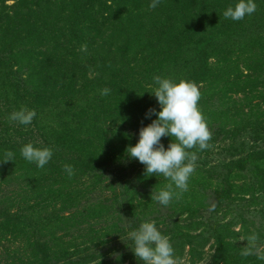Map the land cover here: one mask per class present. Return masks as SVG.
Here are the masks:
<instances>
[{
	"label": "trees",
	"instance_id": "trees-1",
	"mask_svg": "<svg viewBox=\"0 0 264 264\" xmlns=\"http://www.w3.org/2000/svg\"><path fill=\"white\" fill-rule=\"evenodd\" d=\"M235 2L162 0L151 9L150 0H0V155L15 154L0 162V264H141L128 250L115 262L112 250L96 254L162 209L151 195L169 181L146 176L125 152L155 119L145 112L159 111L151 94L156 75L190 80L201 93L211 139L205 150L189 151L205 157L230 142L222 148L229 158L223 173L213 178V167L198 161L159 231L171 242L189 241L209 189L215 211L246 196L253 204L264 193V106L252 104L264 100V0L243 20L225 19ZM103 88L109 94L100 95ZM228 93L241 95L236 104L225 101ZM21 107L34 109L35 118L13 122L6 134L4 121ZM28 142L52 148L44 168L20 157ZM161 142L167 147L170 138ZM222 220L212 228L211 263L264 264L244 254Z\"/></svg>",
	"mask_w": 264,
	"mask_h": 264
},
{
	"label": "clouds",
	"instance_id": "clouds-1",
	"mask_svg": "<svg viewBox=\"0 0 264 264\" xmlns=\"http://www.w3.org/2000/svg\"><path fill=\"white\" fill-rule=\"evenodd\" d=\"M162 0H150L149 8L155 9ZM255 0H236L233 5L223 11L225 19L243 20L256 11ZM82 52L86 45H81ZM110 89L103 88L100 95L109 94ZM152 95H154L159 111L150 108L145 112V119H155L138 130L135 145H129L125 152L129 158L135 159L144 166V174L162 176L169 181L164 188L151 195L161 206L167 207L173 199L188 190V181L195 171L196 153L191 149L203 151L209 147L211 132L206 120L198 108L200 91L195 83L186 79L173 80L160 75L152 78ZM36 116L34 109L21 107L12 111L8 119L19 125H30ZM162 137H169L167 147L161 142ZM20 157L37 168H44L53 156V150L48 146H36L25 143L19 149ZM15 161L12 151H4L0 162ZM64 172L69 178L74 175L71 165H64ZM214 207V206H213ZM211 210V209H210ZM132 242L130 248L141 264H174V249L167 235L159 231L153 220L142 221L134 230L127 232ZM255 236L249 237L255 241ZM257 258L264 260V254L256 250ZM245 255L250 254L245 250Z\"/></svg>",
	"mask_w": 264,
	"mask_h": 264
},
{
	"label": "rangeland",
	"instance_id": "rangeland-1",
	"mask_svg": "<svg viewBox=\"0 0 264 264\" xmlns=\"http://www.w3.org/2000/svg\"><path fill=\"white\" fill-rule=\"evenodd\" d=\"M12 1H8L7 4H11ZM259 89H261V86H257ZM229 95V96H228ZM227 98L225 101H229L228 105H231V103L234 100H237L238 97L241 95L239 93H228ZM214 98H218L217 95L214 96ZM224 100V99H223ZM254 103H261V106H264V100L259 98L252 99V104ZM233 104H236L233 102ZM19 125V124H18ZM5 127H10V132L6 133L10 135L13 133L15 125L13 121L5 120L4 121ZM230 142L228 140L222 141L219 143H216L212 148L209 150V154H207L205 157H197L195 164L200 163L202 160L205 161V164H207V169L209 170V167L211 168V176L213 178H216L220 175L222 171V160L227 161L229 158L226 154V152L222 148H226ZM200 161V162H198ZM127 162L124 161V166L126 167ZM215 171V172H214ZM9 181V180H8ZM7 181V182H8ZM13 182L11 181V184ZM7 183H3L2 186L5 187ZM117 185V191H120V186ZM12 189V187L6 188ZM105 196L110 195L111 196V190H106ZM255 196L257 197L255 202L251 204V202H248L247 196L241 200L238 199L237 201H234L233 203L227 205L224 204L220 207V211H215V208L213 205L215 204L214 196L211 194L210 189L207 191V198L204 199V203L202 206L198 207V211H196V217L193 218L194 220L198 221V224H195L196 228H192L190 230V233L193 235L189 237L188 240H175L172 241V246L174 249V264H212L211 263V255L213 253V230L212 228L215 227L214 223L218 221V219H223L222 222H227L229 224L230 229H232L234 232H237V234L234 235V242L242 248L243 251L248 250L250 251V256L257 257L256 250L259 249V253H264V193H255ZM206 200V201H205ZM159 209L158 214L153 212L152 214H146L142 217L141 220H153L158 224V229L162 228L164 224H161V221L159 220L160 217L162 218L163 215L168 214L169 210L165 206H157ZM211 209V210H210ZM227 210V211H225ZM155 216V217H153ZM184 224V223H183ZM126 225V224H125ZM128 226L125 227L126 231L129 232L131 229ZM250 231V233L246 232V229ZM168 236V235H167ZM255 236V241H250L249 237ZM248 239V240H247ZM112 245H104L99 248V252L96 254L97 257L103 255L108 250H112L111 254L108 255L110 259H113L115 262V257L119 256V259L122 258V253L128 250V252L132 253V250L130 249L132 247V242L128 238V236H123L122 240L119 239L117 241L111 242ZM126 259V256L123 255ZM79 260L78 256H75L71 259V261L77 262ZM121 264H128V260H119L117 261ZM112 264V263H110Z\"/></svg>",
	"mask_w": 264,
	"mask_h": 264
}]
</instances>
